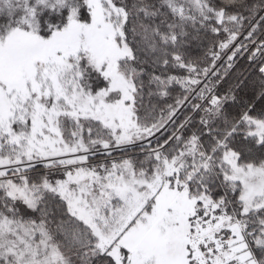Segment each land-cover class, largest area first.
<instances>
[{
	"label": "snow or ice",
	"instance_id": "obj_1",
	"mask_svg": "<svg viewBox=\"0 0 264 264\" xmlns=\"http://www.w3.org/2000/svg\"><path fill=\"white\" fill-rule=\"evenodd\" d=\"M0 264H264V0H0Z\"/></svg>",
	"mask_w": 264,
	"mask_h": 264
}]
</instances>
